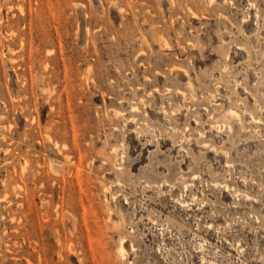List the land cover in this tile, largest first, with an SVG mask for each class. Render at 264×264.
<instances>
[{
  "label": "rangeland",
  "instance_id": "obj_1",
  "mask_svg": "<svg viewBox=\"0 0 264 264\" xmlns=\"http://www.w3.org/2000/svg\"><path fill=\"white\" fill-rule=\"evenodd\" d=\"M0 264H264V0H0Z\"/></svg>",
  "mask_w": 264,
  "mask_h": 264
},
{
  "label": "bare ground",
  "instance_id": "obj_2",
  "mask_svg": "<svg viewBox=\"0 0 264 264\" xmlns=\"http://www.w3.org/2000/svg\"><path fill=\"white\" fill-rule=\"evenodd\" d=\"M190 10V9H189ZM191 11V10H190ZM193 14V13H192ZM228 115H229V118L231 117H237V118H239V116H238V113H237V111L236 110H233V109H230L228 112ZM255 118V117H254ZM230 121V120H229ZM230 129V128H229ZM151 219V218H150ZM124 245L122 244V242H121V240H120V243H119V247H118V252H120V255L121 256H123L124 255V247H123ZM125 256V255H124Z\"/></svg>",
  "mask_w": 264,
  "mask_h": 264
}]
</instances>
